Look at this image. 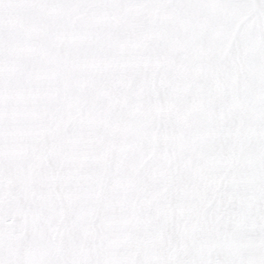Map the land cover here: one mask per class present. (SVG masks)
<instances>
[{
    "label": "snow or ice",
    "instance_id": "1",
    "mask_svg": "<svg viewBox=\"0 0 264 264\" xmlns=\"http://www.w3.org/2000/svg\"><path fill=\"white\" fill-rule=\"evenodd\" d=\"M0 264H264V0H0Z\"/></svg>",
    "mask_w": 264,
    "mask_h": 264
}]
</instances>
